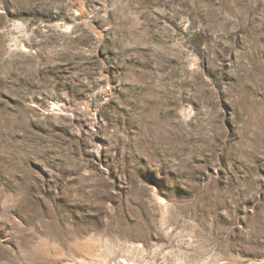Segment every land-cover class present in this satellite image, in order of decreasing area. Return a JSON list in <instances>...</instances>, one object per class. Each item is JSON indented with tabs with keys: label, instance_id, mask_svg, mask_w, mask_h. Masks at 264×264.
I'll return each mask as SVG.
<instances>
[{
	"label": "rangeland",
	"instance_id": "374dc122",
	"mask_svg": "<svg viewBox=\"0 0 264 264\" xmlns=\"http://www.w3.org/2000/svg\"><path fill=\"white\" fill-rule=\"evenodd\" d=\"M0 264H264V0H0Z\"/></svg>",
	"mask_w": 264,
	"mask_h": 264
}]
</instances>
